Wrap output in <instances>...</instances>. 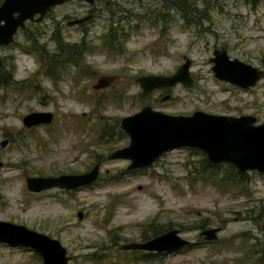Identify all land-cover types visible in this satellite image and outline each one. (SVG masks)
I'll return each instance as SVG.
<instances>
[{
    "label": "rangeland",
    "instance_id": "1",
    "mask_svg": "<svg viewBox=\"0 0 264 264\" xmlns=\"http://www.w3.org/2000/svg\"><path fill=\"white\" fill-rule=\"evenodd\" d=\"M73 44L84 49L76 65L67 60ZM220 47L264 69V0H70L18 29L0 44L1 67L27 79L0 87V141L10 139L0 145V219L58 239L67 264H263L264 173L226 183L237 178L226 176V163L214 173L201 170L204 154L188 147L140 170L107 158L128 143L121 117L144 105L168 114H251L264 122V79L248 89L216 79L209 59ZM187 58L191 87L143 93L135 80L172 74ZM101 76L114 80L95 89ZM33 111H51V123L27 129L21 119ZM97 160L92 185L39 193L26 187L28 176L82 173ZM202 226L221 227L217 239L204 243ZM168 227L193 245L153 257L120 249ZM0 264L43 263L30 248L0 243Z\"/></svg>",
    "mask_w": 264,
    "mask_h": 264
},
{
    "label": "water",
    "instance_id": "2",
    "mask_svg": "<svg viewBox=\"0 0 264 264\" xmlns=\"http://www.w3.org/2000/svg\"><path fill=\"white\" fill-rule=\"evenodd\" d=\"M70 0H3L0 4V44H9L16 31L24 28L25 21H39L53 7ZM92 3L93 0H85ZM87 18L76 19L70 24L80 23ZM209 61L214 77L241 89L254 87L264 79V69L255 67L237 58H230L223 47L212 52ZM187 58L169 75L147 74L135 78L143 93L156 89L170 88L178 83L184 87L193 85ZM113 76H101L94 88L111 84ZM168 95L163 99H167ZM51 111H33L22 117V123L30 127L49 124ZM120 129L128 136V143L113 152L108 159H126L127 169L144 168L161 154L179 147L196 148L211 163H227L240 172L257 171L264 173V122L257 123L251 114L231 116L196 110L188 115L168 114L142 106L138 111L121 117ZM2 145L5 142L1 143ZM100 170V162L82 173L49 176H28L26 187L30 192L39 193L53 188L73 190L93 184ZM81 218L80 211L77 212ZM217 228L204 229L205 239L217 238ZM177 229H169L143 242L122 244V250H143L168 252L188 244ZM0 243L18 245L34 250L43 264H67L70 257L61 242L45 233L30 229L23 224L0 219Z\"/></svg>",
    "mask_w": 264,
    "mask_h": 264
},
{
    "label": "trees",
    "instance_id": "3",
    "mask_svg": "<svg viewBox=\"0 0 264 264\" xmlns=\"http://www.w3.org/2000/svg\"><path fill=\"white\" fill-rule=\"evenodd\" d=\"M108 39H109V41L106 42V43H108V46H109V47H112V46L114 45V40H115L116 38L111 34L110 36H108ZM72 46H73V48L75 49V51H74V49H73V52H68V54H67V60L69 61L68 64L74 65V64H75L74 61H77V60H78V59H77V58H78V55H77V54H82V52H83L84 49H83L79 44H73ZM117 47H118V46H117ZM118 48H119V47H118ZM111 49H112V48H111ZM74 59H77V60H74ZM75 65H76V64H75ZM9 77H10V73L6 72V71L1 67V65H0V84H1V86H3L2 83L7 82V80L9 79ZM121 133H123V131H121ZM190 150H192V151H194V152H198V153H200V154H203L200 150H198V149H196V148H190ZM97 161H99V160H97ZM202 163H203V165H202V169H201V170H203V169L209 167L210 169H213V172H212V173L215 172V171H214V168H217V167H219V166L221 165V163H211V162H209V161L205 158V155H203V157H202ZM226 165H227L226 170H228L227 173H226V176L234 175V176L237 177V178H235V177L229 178L228 181H225L226 183H230V184H233V185H239V184H241L242 182H247V178H248L247 172H240V171H238L235 167H233L232 165L227 164V163H226ZM139 170H140V169H139ZM201 170H200V171H201ZM198 172H199V171H198ZM212 173H211V174H212ZM199 174H200L201 176H205V173L199 172ZM224 180H226V178H225ZM96 181H97V179H96ZM96 181H95V182H96ZM95 182H94V183H95ZM94 183H93V184H94ZM67 191H68V190H67ZM168 229H170V228L168 227ZM168 229H167V230H168ZM163 231H165V230H164V229L156 228L152 236L157 235V234H160V233H162ZM148 238H149V237L146 236L145 239H148ZM145 239H144V240H145Z\"/></svg>",
    "mask_w": 264,
    "mask_h": 264
},
{
    "label": "flooded vegetation",
    "instance_id": "4",
    "mask_svg": "<svg viewBox=\"0 0 264 264\" xmlns=\"http://www.w3.org/2000/svg\"><path fill=\"white\" fill-rule=\"evenodd\" d=\"M85 1V0H84ZM93 3V2H92ZM54 8V7H53ZM52 8V9H53ZM37 16L38 15H34V19L33 20H27V21H25V25H26V23H28V22H31V23H35V22H40L41 20H39V21H36L35 19L37 18ZM45 16V15H44ZM87 19H89L90 17H92V14H89V15H87V16H85ZM82 18H84L83 16H79V17H77V18H74L72 21H74V20H76V19H82ZM83 22V21H82ZM82 22H80V23H82ZM78 24V23H77ZM25 27V26H24ZM20 29V28H19ZM21 29H24V28H21ZM60 31V29L59 28H56V32H59ZM214 49H216V48H214ZM213 49V50H214ZM49 78H55L56 79V77L55 76H52V75H50L49 76ZM17 81H27V79L26 80H22V79H20V80H18L14 75H12V74H10V77H9V79L7 80V82H5V83H2L3 84V86H1V84H0V87L1 88H3V90L4 89H6V90H8V89H10L11 88V86L10 85H12V84H16L17 83ZM53 119V118H52ZM21 121H22V119H21ZM51 123V122H50ZM23 124V123H22ZM24 125V124H23ZM42 125H46V124H38V125H32V126H30V127H27V126H25L27 129H29V128H33V127H38V126H42ZM120 128V127H119ZM121 130V129H120ZM122 131V130H121ZM128 137V136H127ZM129 141V140H128ZM2 142H5V144L4 145H2L1 143ZM10 142V139L8 138V139H5V140H1L0 141V145L3 147V146H6L8 143ZM127 145V144H126ZM97 162H100V161H97ZM0 165H1V162H0ZM139 169H141V168H139ZM133 170H135V169H133ZM136 170H138V169H136ZM65 174H70V173H65ZM78 189H80V188H78ZM60 190H63V189H60ZM74 190V189H73ZM4 220V219H3ZM9 221V220H8ZM207 228H217L218 230H217V234L220 232V230H221V227H204V226H202V227H199L198 229H201L200 231H199V235L204 239V243H211V242H213V241H215L216 239H213V240H207V239H205V237H204V235H202L201 234V232L204 230V229H207ZM170 229H173V228H170ZM176 229V228H175ZM195 229H197V228H195ZM169 230V229H168ZM178 230V229H177ZM167 231V230H166ZM163 232H165V231H163ZM162 232V233H163ZM178 232H179V230H178ZM161 234V233H160ZM158 235V234H157ZM179 235H180V232H179ZM154 236H156V235H154ZM154 236H152V237H154ZM152 237H150V238H152ZM150 238H148V239H150ZM183 238V237H182ZM145 238H143V239H141L140 241H132V242H143V241H146V240H148V239H145ZM185 239V238H184ZM187 240V239H186ZM189 241V240H188ZM130 243V242H129ZM5 244V243H4ZM124 244H126V243H124ZM122 245V244H121ZM120 245V246H121ZM193 244L189 241L188 242V244H186V245H183V246H180V247H178V248H176V249H174V250H171V251H176V250H183V249H186V248H190L191 246H192ZM120 249H121V247H120ZM125 251H134V250H125ZM139 251H143V250H139ZM144 252V254L145 255H148V257H153V256H159V255H161V254H165L166 252H157V251H151V252H148V251H143ZM168 252H170V251H168ZM261 261L263 262L264 261V257L263 258H261ZM264 264V263H263Z\"/></svg>",
    "mask_w": 264,
    "mask_h": 264
}]
</instances>
